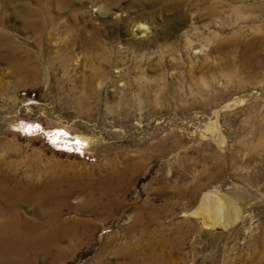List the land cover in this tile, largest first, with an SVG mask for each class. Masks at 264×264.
<instances>
[{"label":"rangeland","instance_id":"374dc122","mask_svg":"<svg viewBox=\"0 0 264 264\" xmlns=\"http://www.w3.org/2000/svg\"><path fill=\"white\" fill-rule=\"evenodd\" d=\"M62 179L39 264H264V0H0V223Z\"/></svg>","mask_w":264,"mask_h":264},{"label":"bare ground","instance_id":"6f19581e","mask_svg":"<svg viewBox=\"0 0 264 264\" xmlns=\"http://www.w3.org/2000/svg\"><path fill=\"white\" fill-rule=\"evenodd\" d=\"M79 140L85 142V139L83 138H79ZM64 183L63 179L56 180L48 183L44 187L42 185L41 189L39 188L36 190L33 188L32 183L28 180L24 183L22 191L19 190L20 192L16 189L13 190V187L12 190H6L11 197H14L17 204L21 203L22 194L23 196H26L25 199L29 198V200H31L33 197V200L41 205L40 207L43 212L40 211L42 215V222L39 226L32 222L28 223L22 220L17 210L14 212L12 211L13 214L11 215H7V213L2 212L4 218L1 220L2 223H0V264H39V255L31 253L34 249L44 253H48L50 250L55 249L58 252V256H65L61 242L65 239V235L72 237L78 236L77 226H79V222L70 223L65 221L62 216V209L59 207V204L60 199L62 198V200H64L66 197V191L63 187ZM67 192L70 193L69 191ZM214 197L213 194H205L198 207L193 211L195 215H199L203 218L202 220L205 224L222 222L224 220L223 218L226 216L228 221V213L232 211H230L229 200L227 201L225 199L224 201L223 199ZM90 199L91 202L98 201L97 199L94 200L95 197L93 196H90ZM50 201L56 202V204H54L55 207L51 206L53 204H50ZM224 210L227 211V214ZM85 244L86 243H77L76 246L79 247ZM128 249L129 247L125 248V251ZM146 254L144 255L145 258H143L145 259L143 264H151L150 261V263L146 261L151 258L155 260L157 258L160 259L162 256L153 250ZM128 264H136V262L135 260H132Z\"/></svg>","mask_w":264,"mask_h":264}]
</instances>
